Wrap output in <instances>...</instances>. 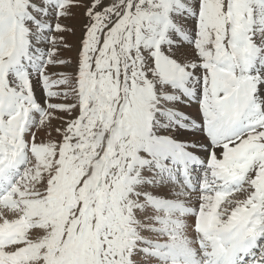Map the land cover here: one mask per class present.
<instances>
[{
	"label": "snow or ice",
	"instance_id": "1",
	"mask_svg": "<svg viewBox=\"0 0 264 264\" xmlns=\"http://www.w3.org/2000/svg\"><path fill=\"white\" fill-rule=\"evenodd\" d=\"M0 264H264V0H0Z\"/></svg>",
	"mask_w": 264,
	"mask_h": 264
}]
</instances>
